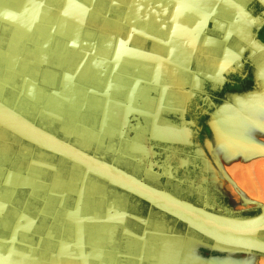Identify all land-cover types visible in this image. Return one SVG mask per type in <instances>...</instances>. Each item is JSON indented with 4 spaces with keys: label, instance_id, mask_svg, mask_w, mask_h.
I'll return each mask as SVG.
<instances>
[{
    "label": "flooded vegetation",
    "instance_id": "obj_1",
    "mask_svg": "<svg viewBox=\"0 0 264 264\" xmlns=\"http://www.w3.org/2000/svg\"><path fill=\"white\" fill-rule=\"evenodd\" d=\"M161 1H153L157 13L146 20L170 48L179 32L159 15L155 3ZM247 1L245 25L214 21L222 40L214 52L193 46L183 56H164L155 43L160 56L129 68L124 56L112 54L117 40L108 23L90 25L99 35L93 51L54 56L60 64L51 78L39 79L47 89H40V101L28 103L23 92L26 119L85 161L113 166L216 214L260 215L252 202L264 203V151L251 149L246 165L231 167L222 156L226 136L249 148L264 145V5ZM74 3L88 7L90 0ZM182 24L192 27L190 20ZM170 30L175 35L168 40ZM18 92L2 97L15 103ZM2 144L12 150L11 168L48 177L22 183L24 196L14 198L29 219L18 213L17 223L27 227L29 246L40 253L28 264H264L263 255L217 247L175 216L104 182L83 159L72 162L6 137Z\"/></svg>",
    "mask_w": 264,
    "mask_h": 264
},
{
    "label": "water",
    "instance_id": "obj_2",
    "mask_svg": "<svg viewBox=\"0 0 264 264\" xmlns=\"http://www.w3.org/2000/svg\"><path fill=\"white\" fill-rule=\"evenodd\" d=\"M74 1L0 0V139L6 137L9 141H17L19 145L28 144L31 150L51 151L72 162L83 159L91 170H99L96 173L101 174L104 182L127 190L175 216L217 247L226 251L241 250L264 256V203L252 202L261 210V214L256 217L239 218L227 212L216 214L211 210L207 211L177 194L146 185L113 166L87 157L88 160L85 161L72 146L26 119V112L22 110L26 100L23 92L30 97L28 103L29 100H41L39 94L47 89L39 86V79L51 78V73H55L57 64H60L56 63V56L64 52L74 55L93 51L95 43L92 40L96 42L99 35L92 32L94 26L89 27L90 25L108 23L117 40L112 44V48H115L112 54L124 56V62L129 68L141 63L144 58L154 60L153 56H160L152 46L155 43L160 44L164 56H183L193 46H202L209 52L215 51L222 40L214 21L234 27L244 24V9L250 1L212 0L207 3L192 0L190 4L189 0H173L169 5L168 0H162L155 3L164 13L160 12L159 15H164V19L168 17L170 26L179 32L175 35L172 30L169 31L168 40L172 38L170 33L176 38V43L170 48L168 42L157 35L158 29L155 31L153 23L146 20V17L157 13L153 9L154 0H90L88 7ZM258 1L264 5V0ZM96 14H106L109 17L105 21H97L92 18ZM186 20L192 23L190 29L182 24ZM209 24L212 26L209 27ZM100 50L105 53V48ZM18 90L15 103H9L7 98L2 97L4 93H17ZM8 146L0 145V264L35 263L37 254L40 253L30 248L31 237L26 234L27 227L17 223L18 213H22L20 218L26 222L29 219L23 214L24 211L19 210L21 204L14 198L24 196L26 188L22 183H44L45 175L36 169L24 173L18 168H11L13 162L10 161L9 153L12 150ZM245 205L251 203L246 202ZM227 261L230 262V259Z\"/></svg>",
    "mask_w": 264,
    "mask_h": 264
},
{
    "label": "bare ground",
    "instance_id": "obj_3",
    "mask_svg": "<svg viewBox=\"0 0 264 264\" xmlns=\"http://www.w3.org/2000/svg\"><path fill=\"white\" fill-rule=\"evenodd\" d=\"M256 136L259 137L258 135H256ZM226 138H227V136H226ZM226 138H225L226 143H223V146H225V149H222V150H224V152L222 153V156H223L225 163L226 164L229 163L228 166H230V167L233 165H236V164L246 165L247 162L249 161L248 160L249 157L251 156V154L247 153V152H249V150H251V149H253L252 152H254V153L259 152L257 154H263L264 149L262 150V148L264 145L253 144V145H251V148H249L248 145L244 146L242 144V142H241V144L237 143L235 140L228 142V140ZM257 139L261 140L260 138H257ZM223 141H217V145L221 144ZM249 141H250V144L256 142L253 140V138H250ZM257 143L259 144V142H257ZM217 145H216V147H217ZM254 148H256V150ZM260 151H261V153H260ZM242 195H243L242 197L251 200L249 197H246L247 196L246 194H242ZM260 202H262V201H260Z\"/></svg>",
    "mask_w": 264,
    "mask_h": 264
}]
</instances>
